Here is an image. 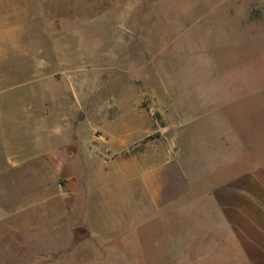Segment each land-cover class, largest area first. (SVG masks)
<instances>
[{
  "label": "crops",
  "instance_id": "crops-1",
  "mask_svg": "<svg viewBox=\"0 0 264 264\" xmlns=\"http://www.w3.org/2000/svg\"><path fill=\"white\" fill-rule=\"evenodd\" d=\"M235 10L208 38L233 52L218 56L217 70L187 72L185 87L171 75L168 87L146 74L127 80L133 125L121 135L103 128L120 113L107 114L101 96L121 60L99 67L80 51L75 69L57 36L38 42L49 55L36 67L37 42L12 43V62L34 65L1 77L0 127L11 131L0 129V219L17 217L18 201L45 189L62 224L60 263L88 251L100 256L96 264H112L114 255L134 264L131 256L146 252L156 264H216L227 252L234 264L242 254L264 264V0H242ZM148 109L163 112L164 124L154 114L147 120ZM96 155L105 167L94 165ZM36 175L45 182L33 184ZM82 207L87 223L71 218Z\"/></svg>",
  "mask_w": 264,
  "mask_h": 264
},
{
  "label": "rangeland",
  "instance_id": "rangeland-1",
  "mask_svg": "<svg viewBox=\"0 0 264 264\" xmlns=\"http://www.w3.org/2000/svg\"><path fill=\"white\" fill-rule=\"evenodd\" d=\"M241 1L0 0V87L5 81L1 78L4 73L26 72L34 65L25 59L16 61L15 57L12 62L11 55L16 51L12 45L14 42H23L25 46L27 42L38 44L48 37H62L68 42L65 52L73 55L75 69L79 66L80 51L82 58L92 53L94 61H99V67L105 61L111 64L113 59H119V75L110 87H104L101 96L106 99L107 114L120 113L116 120H105L103 128L112 135H121L127 131V126L132 128L133 125L131 114L134 113L130 110L132 103L129 102L131 94L127 80L146 74L151 77V85L160 80L162 87H168L171 75L176 77L173 81L179 87H185L183 75L187 72L201 74L209 69L217 70L218 56L222 53L232 55L233 52L223 51L222 42H208V38L213 37L216 30L221 32L223 23L233 22L235 7ZM254 1L260 3V0ZM25 47L18 49L25 50ZM35 50L32 60L38 67L47 60L49 53L47 46L41 43ZM88 57L91 59V56ZM145 102L150 104V100ZM147 111V120L151 121V114H154L159 124H164L163 112ZM4 112L0 109V115ZM142 122L147 124V121ZM0 129L1 134L11 131L8 127ZM95 157L93 162L96 167L106 166L103 157ZM63 161H68V158ZM38 177H33V184L38 181L43 183L44 180ZM59 184L63 186L62 182ZM123 189L125 192V188H117L116 191L120 192L118 199L122 198ZM53 193L45 189L33 192L28 198H21L14 207L17 217L0 219V264H96L100 259V256L81 251L72 252L63 263L58 261L57 232L62 224L55 200L51 197ZM125 198L124 194L122 199ZM74 209L78 212L71 214V218L86 222L91 217L89 213H83L82 210H86L83 207ZM21 213L26 216L21 219L22 222H17ZM112 257V264L128 262L125 255ZM218 257L220 259L216 264H234L233 255L228 252ZM131 258L135 260L134 264H156L158 256L146 252ZM241 264H249L243 254Z\"/></svg>",
  "mask_w": 264,
  "mask_h": 264
},
{
  "label": "built area",
  "instance_id": "built-area-1",
  "mask_svg": "<svg viewBox=\"0 0 264 264\" xmlns=\"http://www.w3.org/2000/svg\"><path fill=\"white\" fill-rule=\"evenodd\" d=\"M58 187H59V188H62V185L59 184Z\"/></svg>",
  "mask_w": 264,
  "mask_h": 264
}]
</instances>
